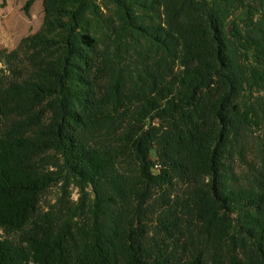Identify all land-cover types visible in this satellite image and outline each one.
<instances>
[{"label": "trees", "instance_id": "16d2710c", "mask_svg": "<svg viewBox=\"0 0 264 264\" xmlns=\"http://www.w3.org/2000/svg\"><path fill=\"white\" fill-rule=\"evenodd\" d=\"M42 5L0 44V264H264V0Z\"/></svg>", "mask_w": 264, "mask_h": 264}, {"label": "rangeland", "instance_id": "374dc122", "mask_svg": "<svg viewBox=\"0 0 264 264\" xmlns=\"http://www.w3.org/2000/svg\"><path fill=\"white\" fill-rule=\"evenodd\" d=\"M28 0H0V44L13 50L23 37L37 32L43 23L42 0H35L29 13L24 10ZM259 133V132H258ZM60 185L52 186L43 196L41 205L48 208L61 195ZM78 194L73 190L71 199L76 201Z\"/></svg>", "mask_w": 264, "mask_h": 264}]
</instances>
